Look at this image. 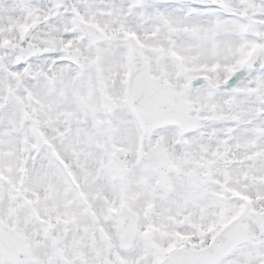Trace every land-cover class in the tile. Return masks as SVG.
<instances>
[{
    "label": "snow or ice",
    "instance_id": "1",
    "mask_svg": "<svg viewBox=\"0 0 264 264\" xmlns=\"http://www.w3.org/2000/svg\"><path fill=\"white\" fill-rule=\"evenodd\" d=\"M0 264H264V0H0Z\"/></svg>",
    "mask_w": 264,
    "mask_h": 264
}]
</instances>
